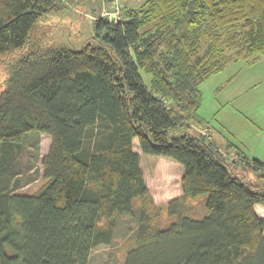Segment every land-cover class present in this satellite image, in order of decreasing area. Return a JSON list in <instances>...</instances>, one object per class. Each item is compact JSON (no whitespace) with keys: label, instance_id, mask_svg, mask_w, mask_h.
<instances>
[{"label":"trees","instance_id":"16d2710c","mask_svg":"<svg viewBox=\"0 0 264 264\" xmlns=\"http://www.w3.org/2000/svg\"><path fill=\"white\" fill-rule=\"evenodd\" d=\"M77 1L0 0V62L29 45L0 91V170L28 136L51 137L37 191L0 183V264H89L115 221L136 214L124 264H264V181L229 167L264 178V159L195 128H208L203 81L264 55V0L125 2L122 19L94 15L79 47L32 41L41 19ZM135 139L180 164L181 195L154 204Z\"/></svg>","mask_w":264,"mask_h":264},{"label":"rangeland","instance_id":"374dc122","mask_svg":"<svg viewBox=\"0 0 264 264\" xmlns=\"http://www.w3.org/2000/svg\"><path fill=\"white\" fill-rule=\"evenodd\" d=\"M134 1V2H133ZM143 0H120L136 5ZM112 9V2L103 0H78L63 5L61 11L51 13L39 21L32 41L46 47H79L93 32L94 15ZM93 11V12H92ZM95 12V13H94ZM13 52L0 62V91L9 76V65L24 54ZM147 83L150 74L142 72ZM201 106L198 115L203 125L196 126L205 134H212L218 143L235 142L247 151L249 157L264 159V55L250 63L239 60L229 64L219 73L207 77L200 86ZM102 133L95 131V140H101ZM51 137L47 134L30 135L17 149L4 172L0 170V183L6 189L18 187L15 191L30 194L37 191L45 182L41 158L50 146ZM222 147V145H221ZM134 149L141 155V166L145 180L153 196L154 204L164 205L182 194L181 178L183 169L179 163L164 156L144 155L134 141ZM232 170L257 185L264 178L247 165L231 162ZM140 202L137 201V205ZM200 204L195 209H200ZM139 214L122 216L115 221V235L110 243L96 246L90 256L89 264H124L128 251L134 244V235L139 224ZM167 224V213L161 212L155 220ZM105 223V222H104Z\"/></svg>","mask_w":264,"mask_h":264},{"label":"built area","instance_id":"2783aa9c","mask_svg":"<svg viewBox=\"0 0 264 264\" xmlns=\"http://www.w3.org/2000/svg\"><path fill=\"white\" fill-rule=\"evenodd\" d=\"M103 15H106L110 20L117 21L123 18V8L120 0H112V10L105 12Z\"/></svg>","mask_w":264,"mask_h":264},{"label":"crops","instance_id":"0c3cea01","mask_svg":"<svg viewBox=\"0 0 264 264\" xmlns=\"http://www.w3.org/2000/svg\"><path fill=\"white\" fill-rule=\"evenodd\" d=\"M104 2H106V1L103 0V4H104ZM94 19H95V17H94ZM219 144L222 145L221 141H220ZM223 149H224V147L222 146V150H223ZM255 208H256V211L258 212V214L261 215V212H262V210H264V207L258 204V205H256Z\"/></svg>","mask_w":264,"mask_h":264},{"label":"clouds","instance_id":"9594fccd","mask_svg":"<svg viewBox=\"0 0 264 264\" xmlns=\"http://www.w3.org/2000/svg\"><path fill=\"white\" fill-rule=\"evenodd\" d=\"M106 1H108V2H112V0H106ZM123 8V7H122ZM112 10V9H111ZM111 10H108V11H111ZM108 11H105V12H108ZM104 12V13H105ZM104 13H101V15H103ZM103 16H106V15H103ZM107 17V16H106Z\"/></svg>","mask_w":264,"mask_h":264}]
</instances>
